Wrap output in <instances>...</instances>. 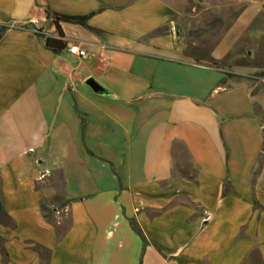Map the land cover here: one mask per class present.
Wrapping results in <instances>:
<instances>
[{
    "label": "crops",
    "instance_id": "1",
    "mask_svg": "<svg viewBox=\"0 0 264 264\" xmlns=\"http://www.w3.org/2000/svg\"><path fill=\"white\" fill-rule=\"evenodd\" d=\"M243 2L195 61L166 0H0V264H264V82L239 78L264 67L208 65L264 39V0ZM47 9L97 13L101 35L60 25L86 59L47 48Z\"/></svg>",
    "mask_w": 264,
    "mask_h": 264
},
{
    "label": "rangeland",
    "instance_id": "2",
    "mask_svg": "<svg viewBox=\"0 0 264 264\" xmlns=\"http://www.w3.org/2000/svg\"><path fill=\"white\" fill-rule=\"evenodd\" d=\"M179 12L180 24L179 31L183 43L186 44L188 54L198 55L210 53L216 46L224 33L233 24L237 16L245 7L243 0H166ZM257 28L264 29V19L257 20L252 30ZM78 37L84 38L88 35L81 29L77 30ZM250 31L245 38H249ZM254 42V43H253ZM252 47L245 48L243 58L237 61H226L220 64L221 67L227 66H258L264 67V58L255 62H250L246 52L252 50L257 55L264 53V39L254 40ZM244 44V40L240 42V46ZM260 53V54H259ZM234 58V57H233ZM235 59V58H234ZM253 77L264 78V73L255 74ZM251 82H258L252 78L239 77Z\"/></svg>",
    "mask_w": 264,
    "mask_h": 264
},
{
    "label": "trees",
    "instance_id": "3",
    "mask_svg": "<svg viewBox=\"0 0 264 264\" xmlns=\"http://www.w3.org/2000/svg\"><path fill=\"white\" fill-rule=\"evenodd\" d=\"M96 15H97V13H92V14L87 15V16H77V17L63 16V15L56 14V13L50 11L49 9H47V18L52 21L53 25L56 28V32L58 35V39L47 38V41H46L47 48L49 50H51L52 53L55 55H61L64 52V50L67 48V43L63 40L64 35L61 31V27H60L61 24H69V25H73V26H79V27L91 32L94 35H101L102 34L101 31L93 29L88 25L89 21ZM8 29H9V27L0 26V36L2 34H4ZM166 33H167L166 30H159L155 34L156 35H163ZM184 45H185L186 54L188 56L192 57L195 61H198L200 58L205 59V60L209 59L211 52L206 53L207 55H205V53L200 54L201 56L198 57V55L188 54V51H186V44H184ZM208 65L211 67H216V68L220 67V65L218 63H216L215 61H212V60H210L208 62ZM228 76L233 77L232 75H228ZM259 118H260L261 127H263V150H262V153L264 155V115L259 114ZM180 175L183 176L184 178L192 181V182H196V178H197L196 171H193V173H191L190 171H187V173H184L179 167H175L173 170V177L180 176ZM67 204H69V203H67ZM42 212L44 214V217L50 221L51 216L54 214L55 211L52 209H49L48 204L46 203L42 207ZM2 216H5L8 220L7 224L13 227L12 221L6 216V214L4 213L3 206L0 203V217H2ZM130 225H131L133 231L142 239L144 246H146L147 245L146 238H145L143 232L141 231L140 227L138 226L137 222L132 220L130 222ZM36 250L39 253H47V251H45L44 249H42L40 247H36ZM1 253L5 254L4 250H2Z\"/></svg>",
    "mask_w": 264,
    "mask_h": 264
},
{
    "label": "built area",
    "instance_id": "4",
    "mask_svg": "<svg viewBox=\"0 0 264 264\" xmlns=\"http://www.w3.org/2000/svg\"><path fill=\"white\" fill-rule=\"evenodd\" d=\"M69 55L78 57L80 59H86L88 57L87 52L78 44H70L67 46ZM252 79L264 82V79L253 77Z\"/></svg>",
    "mask_w": 264,
    "mask_h": 264
},
{
    "label": "water",
    "instance_id": "5",
    "mask_svg": "<svg viewBox=\"0 0 264 264\" xmlns=\"http://www.w3.org/2000/svg\"><path fill=\"white\" fill-rule=\"evenodd\" d=\"M179 37V32H178ZM86 85L91 88L96 94H103L104 90L101 88V86L96 83L93 79H90L87 81Z\"/></svg>",
    "mask_w": 264,
    "mask_h": 264
}]
</instances>
